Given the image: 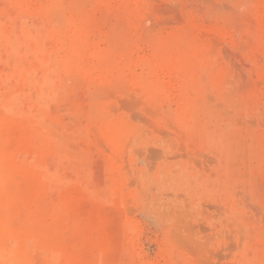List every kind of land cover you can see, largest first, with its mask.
<instances>
[{
    "label": "rangeland",
    "instance_id": "rangeland-1",
    "mask_svg": "<svg viewBox=\"0 0 264 264\" xmlns=\"http://www.w3.org/2000/svg\"><path fill=\"white\" fill-rule=\"evenodd\" d=\"M0 126V264H264V0H0Z\"/></svg>",
    "mask_w": 264,
    "mask_h": 264
},
{
    "label": "bare ground",
    "instance_id": "bare-ground-1",
    "mask_svg": "<svg viewBox=\"0 0 264 264\" xmlns=\"http://www.w3.org/2000/svg\"><path fill=\"white\" fill-rule=\"evenodd\" d=\"M7 135H8V134L6 133L4 127L0 126V165H1V167H2L3 170H5V169L7 168V167H6L7 165H5V163L7 164V162H9V160H10L9 163H10L11 166L13 165V167H16V168H17V167H21L20 162L18 163V160H19V159L17 158L18 156H17V157H14V154H15V153L13 154V152H10V151H9L10 149L8 150V148H7V145H6L7 142H8V137H7ZM10 139H11V138H9V141H10ZM12 139H13V138H12ZM11 141H12V140H11ZM14 142H15V141H14ZM14 142H13V143H14ZM13 143H12V144H13ZM8 147H9V143H8ZM10 147H11V146H10ZM13 150H14V149H13ZM18 152H19V151H18ZM16 154H17V153H16ZM12 157H13V159H12ZM3 159H4V160L9 159V160H7L6 162L3 161V164H2V163H1V160H3ZM11 159H12V160H11ZM17 159H18V160H17ZM19 161H20V160H19ZM4 162H5V163H4ZM8 168L10 169L9 166H8ZM23 168H24V167H23ZM11 169H12V168H11ZM20 169H22V168H20ZM8 171H9V170H8ZM25 171H27V170H26V167H25ZM9 172H10V171H9ZM14 172H15V170H14ZM17 172H18V171H17ZM17 172H15L14 175H16ZM12 173H13V172H12ZM8 174H9V173H8ZM19 174H20V172H19ZM27 174H28V172H27ZM5 175H6V174H5ZM10 175H11V173H10ZM24 175H25V174H24ZM11 176H13V175H11ZM11 176H9V177H10V178H13V177H14V176H13V177H11ZM22 176H23V175H22ZM19 177H20V176H19ZM27 177H29V176L27 175ZM14 178H15V177H14ZM22 178H24V177H22ZM22 178H21V179H22ZM31 178H32V190H31V192H29L30 190L28 191V192H29V195H28V196L22 194V195H24V197L22 198V196H21V198H22L21 201H23V200L25 199L24 202L27 200V201H28V204H29V203H34V202H35L36 205H37V206H36V207H37V211H38V212H39V211H40V212H45L44 210H48L49 208H51V205H50V204L52 203V202H51V199H50V201H49V200H45V198H44L45 196H44V194H43V190L41 189V185H40L39 181H37L34 177H31ZM5 179H6V178H5ZM21 179H19V181H20ZM1 180H4V179L2 178ZM16 180H17V179H16ZM28 180H29V179H28ZM28 180H26V178H25V181H26V182H28ZM6 181L8 182V179H7ZM6 181H5V182H6ZM14 181H15V180H13V179L11 180V179H10L8 183L11 185L12 183H14ZM21 181H22V180H21ZM21 181H20V182H21ZM29 181H30V182H29V184H30V183H31V179H30ZM2 182H4V181H2ZM2 182H1V184H3ZM5 182H4V183H5ZM26 182H24V183H26ZM8 183H7L6 185H8ZM18 183H19V182H18ZM27 184H28V183H27ZM13 185H18V184H13ZM0 186H1V185H0ZM2 186H3V185H2ZM26 186H29V185H26ZM5 187H6V186H5ZM9 187H11V186H9ZM19 187H20V186L18 185V187H16V190H14V191L19 190V189H18ZM7 188H8V187H7ZM13 188H15V187H13ZM23 188H24V187H23ZM8 189H10V188H8ZM8 189H7V190H8ZM29 189H30V188H29ZM4 191H6V190H4ZM19 191H20V190H19ZM24 191H25V190H24ZM9 192H13V191L10 189ZM21 192H22V191H21ZM13 193H14V192H13ZM19 193H20V192H19ZM23 193H24V192H23ZM15 194H16V192H15ZM20 194H21V193H20ZM8 195H9V194H8ZM1 197H3V196L1 195ZM5 197H8V196L5 195ZM11 197L14 198V196H11ZM19 197H20V196H19ZM15 198H16V197H15ZM8 199L11 200L10 198H8ZM15 201H16V200H15ZM27 201H26L25 206L27 205ZM19 202H20V201H19ZM50 202H51V203H50ZM12 203H13V202H12ZM12 203H11V204H12ZM15 203H18V202L16 201ZM21 203H22V202H21ZM21 203H18V205L21 204ZM2 206H3V205H2ZM7 206H8V205H7ZM19 206H20V205H19ZM25 206H24V208H26ZM30 206H31V205H30ZM49 206H50V207H49ZM13 207L15 208L16 206L13 205V206L11 207V210L14 209ZM20 207H21V206H20ZM32 207H33V206H32ZM32 207H30V208L32 209ZM30 208H29V209H30ZM6 209H9V207L6 208ZM18 209H19V207H18ZM51 209H53V208H51ZM51 209H49V211H50ZM56 209H57V208H55V210H56ZM11 210L9 211V213L11 212L10 215H12V214L14 215V213H12ZM15 210H16V209H15ZM19 210H20V209H19ZM19 210H18V212H19ZM27 210H28V209H27ZM33 210H34V208L32 209V211H33ZM53 210H54V209H53ZM16 211H17V210H16ZM20 211H21V210H20ZM22 211H23V210H22ZM59 211H60V210H59ZM13 212H14V210H13ZM33 212H34V211H33ZM33 212H32L33 215L30 213L29 216H30V215L34 216V214H36V216H34V219H31V221H32V220L35 221V219L38 217L37 215L39 214L38 212H36V213H33ZM50 212H52V210H51ZM7 213H8V212H7ZM26 213H29V210H28ZM37 213H38V214H37ZM47 213H48V212H47ZM58 213H59V212H58ZM19 214H20V213H19ZM45 214H46V212H45ZM60 214H61V212H60ZM60 214L58 215L59 218L57 217V215H54V216H53L54 219H52V222H51V223L49 222V224H47V223L45 224L44 221H43L44 223H41L40 221H42V219H41L40 217H39V218H40L41 220H39V218L36 219V220H38V221L40 222V224H36V226H35V224L33 225V223L31 224V225L34 226V227L32 226V228H34V230H36V231H33V233H34V232L38 233V232H37V229H36L35 227H40L41 230L46 231L44 234H48V233H49V234L52 235V231L55 230V225H56V227H57L58 224H60V223L62 224V222H61L62 219H63V222H64V218H63V216L60 215ZM13 215H12V216H13ZM23 215H24V214H23ZM23 215H22V216H23ZM48 215H49V213H48ZM32 216H31V217H32ZM42 216H43V218H44V215H42ZM61 216H62V217H61ZM6 217H7V216H6ZM15 217H16V216H15ZM20 217H21V216H20ZM9 218H10L9 221H11V218H12V217L10 216ZM13 218H14V217H13ZM13 218H12V220H13ZM17 218H18V217H17ZM22 218H24V217H22ZM29 218H30V217H29ZM60 218H61V219H60ZM6 219H7V218H6ZM58 219H60V223L57 224L56 222H58ZM28 221L30 222V220H28ZM34 221H33V222H34ZM49 221H50V219H49ZM7 222H8V221H7ZM7 222H6V224H7ZM16 222H17V221H16ZM36 222H37V221H36ZM36 222H34V223H36ZM39 222H37V223H39ZM46 222H47V221H46ZM54 222H55V225H54ZM10 223H12V222H9V224H10ZM13 224H14V223H13ZM13 224H12V225H13ZM26 224H27V223H26ZM42 224H43V225H42ZM61 224H60V226H61ZM15 225H16V224H15ZM24 225H25V224H24ZM27 225H28V224H27ZM29 227H30V226H29ZM29 227H28V228H29ZM30 230H31V229H30ZM32 230H33V229H32ZM38 231H39V229H38ZM44 231H42V233H43ZM59 231H60V230H59ZM64 231H65V230H64ZM65 232H66V231H65ZM33 233H31V234H33ZM36 233H35V234H36ZM42 233H41V234H42ZM53 234H55V233L53 232ZM56 234H57V235L54 236V238H52L53 235H52V236L50 235V238L52 239V240L50 241L51 243H52V242L56 243V241H57V239H58V235H59V234L61 235V232L56 233ZM62 234H63V233H62ZM66 235H67V232H66ZM66 235H65V236H66ZM35 236H39V235L37 234V235H35ZM66 237H67V236H66ZM50 238H49V239H50ZM60 238H62V236H61ZM40 239H41V238H40ZM47 239H48V238H47ZM63 239H64V237H63ZM65 239H67V238H65ZM42 240H43V239H42ZM43 241H46V244H47V240L44 239ZM60 241H61V240L58 239V242H60ZM62 241H63V240H62ZM65 241H66V240H65ZM65 241H64V242H65ZM51 243H50V245H48V246H51ZM60 243H61V242H60ZM62 243H63V242H62ZM65 243H66V242H65ZM65 243H63V245H61V244L58 243V245H60L59 247H62V246L65 245ZM67 244H68V241H67ZM67 244H66L63 248H65V247H67V246L69 245V244H68V245H67ZM58 245H57L56 247H58ZM70 245H71V244H70ZM68 247H69V246H68ZM68 247L65 248V249H66V250H69ZM63 248H62V249H63ZM51 249H52V248H51ZM58 249H59V248H58ZM66 250H65L64 252H66ZM71 250H72V249H71ZM64 252H63V250H62V253H64ZM67 252H68V251H67ZM70 254H71V251H70ZM60 255H61V253H60ZM61 257H62V256H61ZM66 257H67V255H66ZM78 257H80V260L78 259ZM81 257H82V255H81V253L78 252V251H77V252L74 251V252L70 255V258H71V260H72V263L75 262L76 264H77L78 262L81 263V260H82ZM65 259L68 260V258H65ZM69 260H70V259H69ZM65 262H66V261H65ZM65 262H64V263H65ZM66 263H67V262H66Z\"/></svg>",
    "mask_w": 264,
    "mask_h": 264
}]
</instances>
